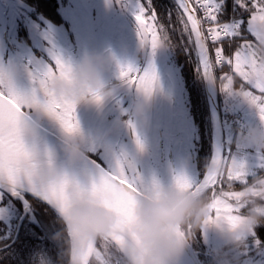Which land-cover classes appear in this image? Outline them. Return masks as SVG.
Segmentation results:
<instances>
[{"label": "snow or ice", "instance_id": "6c2138e0", "mask_svg": "<svg viewBox=\"0 0 264 264\" xmlns=\"http://www.w3.org/2000/svg\"><path fill=\"white\" fill-rule=\"evenodd\" d=\"M194 2L204 10L205 21L211 25L207 28L208 37L204 36L203 30L198 27L195 9L189 0H178L177 19L183 24L184 30L188 29L189 22L191 24V32L195 34L194 46L199 58L198 71L202 67V75L215 83L209 71L211 64L205 44L208 38L214 44H222L226 38L242 41L234 52V70L261 94L257 96L252 91L241 90L242 94L259 108L261 118L264 119V63L257 55L258 47L264 45V0H233V16L228 22H220L219 19L226 11L227 0ZM145 11L142 4L136 15L139 36L142 44L150 46L155 52L158 47L170 43L162 24L160 29L164 34L158 37L155 24L146 22ZM243 12L249 14L247 21L243 18ZM167 15L171 22L172 12ZM156 20L155 10L151 9L150 21ZM244 33L251 35L254 41L248 40ZM189 39H192L191 34ZM215 58L217 62L233 65L232 59L225 61L223 47L215 48ZM72 70L73 68L59 56H54V64L49 65L46 74L39 80V85L56 74L70 77ZM140 73L141 71L132 65L121 66L120 75L127 83L145 92L153 91L157 83L155 68L150 66L142 75ZM226 79L228 83L223 84L221 88L231 91L232 80L230 77ZM96 101L102 100L97 96ZM34 106H43L47 114L59 122L65 133L79 132L77 105L74 102L50 99L41 93L37 94L35 89L30 95H22L15 89L9 71L0 68V222L4 225V234L0 235V260L8 261L9 264H62L70 253L68 264H89L91 257H95L96 264H123L119 251L124 244L122 232L133 222L137 203L161 185L153 181L150 186H146L134 175L128 174L122 166L114 173L102 172L99 180H94L90 186L82 185L67 173L55 182L41 183L38 171L30 164L35 147H29L26 142V113ZM137 143L140 144L139 137ZM47 154L50 157L51 153ZM261 167H264V164ZM225 169L229 187L233 181H238L245 189L249 185V179L252 181L257 176L250 173L244 163L235 158L224 157L218 151L203 178L193 180L186 174L174 178L176 186L203 191L210 212L206 223L227 220L235 224L238 221V214L232 213H239L241 210L243 190L225 192L221 188L217 191V186L223 181ZM82 193L98 199L104 207L113 211L119 217V224L110 237L93 240L86 248L78 250L74 246L75 234L69 225L64 224L58 213H63L72 198ZM228 201H235V204ZM49 212L52 216L46 222L45 217ZM262 230L264 224L249 232L242 244V254L235 257L233 264H256L257 259H264L257 256L258 252H264V239L257 235H264ZM21 240L34 242L26 245L27 256L23 258L17 247H14ZM97 241L102 250H98Z\"/></svg>", "mask_w": 264, "mask_h": 264}, {"label": "flooded vegetation", "instance_id": "af4514ba", "mask_svg": "<svg viewBox=\"0 0 264 264\" xmlns=\"http://www.w3.org/2000/svg\"><path fill=\"white\" fill-rule=\"evenodd\" d=\"M92 2L0 0V68L9 71L15 89L20 94H27L23 85L32 88L27 95L39 89V80L44 77L49 65L54 64V56H59L75 68L86 55L94 53V43H89L93 39L90 21L91 18L94 21L91 16L94 12ZM124 8L127 12L130 7ZM136 29L139 31L137 26ZM157 50L159 48L153 52L149 48L145 59L141 52L140 62L137 60L132 66L139 69L142 75L143 61L152 57V53L156 54ZM173 71L169 65L163 68L156 65L157 83L151 106L143 116H131L130 110L139 89L127 83L121 75L109 80L111 84L119 85L114 95L100 102L93 100L79 103L76 106V119H80L78 133L83 151L112 173L122 166L146 186H150L153 181L160 184L167 176L174 181L175 176L185 171L190 157H194L197 163L196 179L203 178L206 172L203 170L204 160L209 150L208 128L206 125L197 126L190 114L191 100L185 83L181 75L179 80ZM185 107L192 122L187 117ZM27 113L31 112L27 110ZM87 134L94 140H86L84 136ZM57 135L65 139L66 133L64 131V136ZM114 135L120 136L115 144L120 156V159L116 157V162L108 154L112 153L111 138ZM137 137L140 144L137 143ZM226 185L219 184L217 191ZM51 216L49 212L45 217L46 222ZM3 229L4 225L0 222V235L4 234ZM32 243L21 240L14 247H17L23 258L27 256L26 245ZM97 246L98 250H102L99 241ZM200 249L197 245V251L205 263L215 261L223 264L218 260L219 256L204 253ZM52 254L55 255V252ZM69 260L70 253L62 264H68ZM0 264L9 262L0 260ZM89 264H96L95 257L89 259Z\"/></svg>", "mask_w": 264, "mask_h": 264}, {"label": "clouds", "instance_id": "9594fccd", "mask_svg": "<svg viewBox=\"0 0 264 264\" xmlns=\"http://www.w3.org/2000/svg\"><path fill=\"white\" fill-rule=\"evenodd\" d=\"M140 50L144 51L143 44ZM257 55L264 63V45L258 47ZM110 63L108 55L90 53L73 68L70 77L56 74L38 85L39 91L50 99L72 101L76 105L96 101L97 96L104 100L119 88L105 79ZM152 97L153 91L139 90L130 110L131 116H143L151 106ZM33 108L47 114L43 106ZM30 132L34 134L35 129L26 124V134ZM246 143L264 150V121L250 127L241 137L240 144ZM63 150L67 156L65 165L57 164L53 153L49 157L47 153L34 150L30 164L38 171L41 183L57 181L68 174V166L84 158L78 132L66 133ZM243 192L241 209L247 211L238 214V221L235 224L227 220L215 223L224 231L228 242L237 245L245 242L251 230L264 224V174L255 176ZM58 215L71 227L78 250L86 248L93 240L110 237L119 224V217L113 211L87 193L73 197L67 209ZM209 215L208 200L202 190L181 188L175 183L167 187L161 185L137 203L133 222L122 232L124 244L119 251L123 264H179L187 236L202 228Z\"/></svg>", "mask_w": 264, "mask_h": 264}, {"label": "rangeland", "instance_id": "374dc122", "mask_svg": "<svg viewBox=\"0 0 264 264\" xmlns=\"http://www.w3.org/2000/svg\"><path fill=\"white\" fill-rule=\"evenodd\" d=\"M126 6H129L131 9H128L137 15L141 3L136 0H93L92 2L94 12L91 13V16L94 18V24L92 22V18L90 21L93 39H90L89 43H94V53H103L111 58V63L107 72L105 73V79H107V81L114 79L116 76H120L121 66L134 65L137 60L140 62L141 39L139 36V31L136 29V25L129 16L128 11H124V7ZM146 13L147 10L145 11L146 21L151 23L150 16ZM130 20L132 21L131 23ZM132 23L135 25V27ZM151 55L152 57H149L143 61L144 70L150 66L156 68V65H160L161 68H163L164 66L167 67L169 65L174 70L173 73H176L177 78L179 80L181 79L178 65H176L174 62L171 50L166 45L161 46L158 51V57L154 53ZM232 60V67L234 70V56ZM233 73L240 77L239 74L235 72V70ZM227 77H230L232 80V84L230 85L232 90L227 91L221 88L223 84L228 83V80L225 79V81L219 84L220 91L218 93L219 97L221 98L219 101L220 112L224 118L223 127L226 147L224 157L235 158L238 162L244 163L250 173L255 175L264 169V167H261V165L264 164V150L258 149L251 143H246L242 146L240 144V139L250 127L260 125L264 119L261 118L259 108L253 104L247 96L242 94L241 90L243 89L244 91H252L257 96H260L261 94L257 89L249 86L247 82H245L241 77L242 84L241 87L238 88L234 87V75L229 74ZM23 87L25 88L27 94L28 90H32V88L29 86L23 85ZM39 93V89H37V94ZM229 105H231V107ZM185 111L188 119L190 122H192L186 107ZM28 112H31L29 115L39 124L43 125L49 130L54 131L57 134L64 136V130L62 126L54 118L48 114H42L35 108L28 109ZM79 120L80 119L78 118L77 121ZM251 120L255 121L252 122ZM119 137L120 136L114 135L111 138L113 154L108 152L109 157H112V160L115 162L117 158L120 159L115 147L116 141L119 139ZM84 138L89 141L94 140L89 134L84 136ZM103 156L106 159V156ZM196 165L197 163L194 157H190L187 161V166L184 169L185 171H183L182 174H186L193 180H198L196 179L198 177ZM236 182L238 181H233L232 183ZM173 183L174 181L170 179L169 176H167L163 178V180L160 182V185L167 187L171 186ZM222 183L227 184L223 189L225 192L243 190V188L239 189L234 188L233 186H228L229 181L227 178L226 169L224 170ZM228 202L235 204V201ZM244 210L247 209H241L239 213L232 214H243ZM214 215L215 214L213 213V216ZM203 230V242L205 246L200 245L202 248L200 250H203L204 253H213V255L215 254L219 256L220 261L223 264H233L235 257L242 254L241 249L243 245L229 243L224 231L215 223H205ZM250 240L251 238H249V241ZM257 256L264 257V252H258ZM256 264H264V259H257Z\"/></svg>", "mask_w": 264, "mask_h": 264}, {"label": "trees", "instance_id": "16d2710c", "mask_svg": "<svg viewBox=\"0 0 264 264\" xmlns=\"http://www.w3.org/2000/svg\"><path fill=\"white\" fill-rule=\"evenodd\" d=\"M142 4H144L147 11V15L151 16V9L155 10L157 20L151 21V23L155 24L157 28V35L162 36L164 33L160 29V25H163L164 31L167 33L168 36V42L170 45H166L172 53V58L176 65H178V68L180 70V75L182 80L185 83L186 90L189 93V97L191 100V109L190 114L193 116L194 121L196 122L197 126H205L208 128V153L207 158L204 160V167L203 170L206 171L208 168L210 161L212 159L213 154V124L211 120V114L208 106V101L206 97V90H205V83L202 76L201 68L198 71V65H199V58L197 54V50L194 46V37L190 30L189 24L188 29L184 30L183 24L178 21L177 19V13H178V1L177 0H151V4H149V0H136ZM241 2H245V0H241ZM191 3V2H190ZM232 3L233 0H227L226 4V11L224 15L220 16V21L230 20L233 16L232 13ZM250 6V4L248 5ZM131 9V8H130ZM172 12L171 15V22H169L168 18V12ZM243 18L245 21L249 18L248 12H243ZM186 20V16L184 17ZM150 23V22H149ZM182 33V34H181ZM191 34L192 39H189V35ZM247 35L248 40L254 41V38L251 35H248L247 33H244ZM207 46L209 49V53L211 56V60H213V52L215 51L216 47H223L224 49V56L228 59H232L234 56V52L238 50V45L242 43V41L238 39H224L223 43L217 42L216 44L207 42ZM185 47H187L189 50H187ZM159 49L161 48L158 47ZM213 62V61H212ZM233 67L232 65H229L225 63L222 67L216 66L214 63L212 64V71L211 75L215 80V84L220 91L219 84L223 81H225L227 75L233 74L235 77V87H241L242 81L241 78L237 76V74L233 73ZM220 101V97H219ZM203 126V127H204ZM264 174V169L259 171L255 175H262ZM249 183H251V179H249ZM231 186H234V188H243L242 185L239 182L232 183ZM247 210H245L246 212ZM264 231V230H262ZM203 227L195 230V232L192 234L193 236V244L195 248L198 247L201 248L200 245L205 246L203 242ZM257 235L261 236V239H264V235H261L260 233H257ZM202 249V248H201ZM220 261V259L218 258ZM204 264H218L215 261H211V263H205Z\"/></svg>", "mask_w": 264, "mask_h": 264}, {"label": "water", "instance_id": "95a60500", "mask_svg": "<svg viewBox=\"0 0 264 264\" xmlns=\"http://www.w3.org/2000/svg\"><path fill=\"white\" fill-rule=\"evenodd\" d=\"M128 14L139 29V25L136 20V15L132 13L131 10L129 9H128ZM194 15L198 21V27L202 29L196 12L194 13ZM188 24L191 30L190 22ZM192 34L195 40V34L194 33ZM205 44L209 54V60L211 64L209 71L211 74L212 71L211 56L206 41ZM149 48L150 46L144 45V51L142 52L144 59L147 56ZM157 54H158V50L156 51V55ZM201 72H203L202 67H201ZM203 79L205 83L206 97L211 114V120L213 124V134H214L213 154H212V159L210 161L211 164L213 159H215L218 151L222 156L225 155L226 147H225L222 115L220 112V103H219V94H218L219 90L215 83L208 80L204 76ZM26 123L35 129L34 134L31 132L26 134V142L28 143L29 147H35V149L39 151L41 154H45L49 152L53 153L55 155L57 164L65 165L67 161V156L63 150L65 139H63L53 131L47 129L43 125L39 124L28 113H26ZM84 153L85 156L83 159L77 161L75 164L68 166V174L71 177H73L75 180L79 181L84 186H90L94 180L95 181L99 180L100 174L102 172L112 173L107 168H105L101 163H99L97 160L92 158L89 154H87L86 152ZM179 264H204L202 258L200 257L199 252L197 251V249L193 244L192 234L188 235L186 238L184 250L179 257Z\"/></svg>", "mask_w": 264, "mask_h": 264}, {"label": "built area", "instance_id": "2783aa9c", "mask_svg": "<svg viewBox=\"0 0 264 264\" xmlns=\"http://www.w3.org/2000/svg\"><path fill=\"white\" fill-rule=\"evenodd\" d=\"M190 2H191V5H192V7L195 9V12H196V14H197V16H198V19H199V21H200V24H201V28H202V30H203V34H204V36H206V37H208V33H207V28L208 27H210L211 25L208 23V22H206L205 21V14H204V10L203 9H201V8H199V6L197 5V4H195V2H194V0H190ZM201 2H208V0H201ZM220 22H228L227 20H225V21H220ZM226 39H228V38H226ZM207 42H211V43H213L212 41H211V39L210 38H208L207 40H206ZM225 57V56H224ZM213 63L216 65V66H218V67H222L223 65H225V63H220V62H217L216 61V58H215V51L213 52ZM225 61H227V58L225 57ZM224 118L222 117V120H223Z\"/></svg>", "mask_w": 264, "mask_h": 264}, {"label": "crops", "instance_id": "0c3cea01", "mask_svg": "<svg viewBox=\"0 0 264 264\" xmlns=\"http://www.w3.org/2000/svg\"><path fill=\"white\" fill-rule=\"evenodd\" d=\"M235 87V86H234ZM231 107V105H229ZM253 119V118H252ZM252 122L255 121V120H251Z\"/></svg>", "mask_w": 264, "mask_h": 264}, {"label": "bare ground", "instance_id": "6f19581e", "mask_svg": "<svg viewBox=\"0 0 264 264\" xmlns=\"http://www.w3.org/2000/svg\"><path fill=\"white\" fill-rule=\"evenodd\" d=\"M229 21V20H228ZM234 187V186H233Z\"/></svg>", "mask_w": 264, "mask_h": 264}]
</instances>
